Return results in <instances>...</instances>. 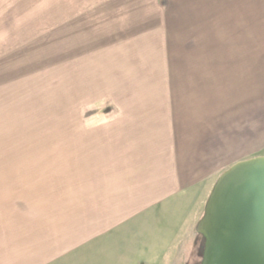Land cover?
I'll return each mask as SVG.
<instances>
[{
  "label": "crops",
  "instance_id": "0c3cea01",
  "mask_svg": "<svg viewBox=\"0 0 264 264\" xmlns=\"http://www.w3.org/2000/svg\"><path fill=\"white\" fill-rule=\"evenodd\" d=\"M126 2L119 19L129 26H90L95 52L81 46L84 36L92 44L83 26L79 50L68 54L83 57L81 79L88 69L114 71V95L99 102L115 110L68 113L66 191L53 180L44 187L41 163L0 159V264L191 263L190 184L213 182L205 167L224 151L220 160L232 159L235 141L246 143L258 127L249 119L263 118L264 0H180V22L191 16L197 28L210 27L193 47L158 52L161 29L152 35L141 11L156 3Z\"/></svg>",
  "mask_w": 264,
  "mask_h": 264
},
{
  "label": "rangeland",
  "instance_id": "374dc122",
  "mask_svg": "<svg viewBox=\"0 0 264 264\" xmlns=\"http://www.w3.org/2000/svg\"><path fill=\"white\" fill-rule=\"evenodd\" d=\"M126 1L129 0H0V159H25L28 165L41 163L36 175L41 176L42 182L49 185L52 180L56 181L59 191H66L67 183L73 180L65 165L68 113H81L82 116V112L86 111L85 117H89L115 110V105L99 102L102 94L107 97L114 95V89L110 88L115 81L114 71H96L92 75L88 69L84 73L89 79H81L78 73L82 66L78 65V61L83 57H71L68 54L72 49L79 50L76 41L78 37H83V26H88L84 30L88 35H91L89 30L92 25L100 27L103 32L107 29L114 32V27L119 25L122 28L129 26L125 24L129 19H122V23L119 19L121 15L126 16L123 13L128 9L125 8L128 5ZM143 1L156 3L155 9L147 4L150 7L141 10L148 12L151 17L152 25H148L151 34L158 33L160 29L163 34V40L154 41L156 52L161 47L162 51H172L180 46L193 47L196 43L194 38L203 37L204 29L210 27L206 23L203 28H197L191 23V16L180 22V0ZM114 5L119 8L112 7ZM159 9L162 12H157ZM110 15L116 17L114 21H118L114 22ZM159 17L162 24L158 23ZM207 20H211L210 17ZM221 28L216 25L214 30L220 31ZM91 37L93 45L88 36H84L87 44L81 42V46L87 51L93 48L95 52L94 48L100 47L94 45V39L98 36L93 33ZM173 57L167 55V60ZM157 58V61L161 60V57ZM181 58L185 61L194 59L187 56ZM123 69L124 74L130 76V71L127 72L126 67ZM82 83L91 85L92 89ZM84 99L89 101L84 103ZM255 115L249 120L258 124V127L248 133L246 143L235 141L236 149L227 153L232 159L221 161L224 151L219 153L220 158L216 163L205 167L213 182L190 184L189 202L192 203L193 212L191 227H194L195 238L193 261L186 264H199L201 260L203 238L198 232V224L218 178L237 162L264 157V113L263 118H259V114ZM215 165H218L217 168H214ZM80 170L76 169L75 181L80 179ZM27 175H32L31 169ZM47 190L49 186L43 188V191Z\"/></svg>",
  "mask_w": 264,
  "mask_h": 264
},
{
  "label": "water",
  "instance_id": "95a60500",
  "mask_svg": "<svg viewBox=\"0 0 264 264\" xmlns=\"http://www.w3.org/2000/svg\"><path fill=\"white\" fill-rule=\"evenodd\" d=\"M198 232L199 264H264V157L240 161L218 178Z\"/></svg>",
  "mask_w": 264,
  "mask_h": 264
}]
</instances>
